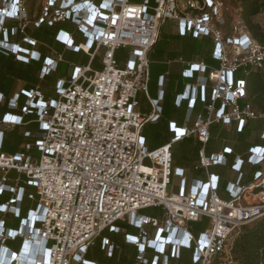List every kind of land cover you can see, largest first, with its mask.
<instances>
[{"label": "built area", "instance_id": "1", "mask_svg": "<svg viewBox=\"0 0 264 264\" xmlns=\"http://www.w3.org/2000/svg\"><path fill=\"white\" fill-rule=\"evenodd\" d=\"M225 1L37 0L30 7L27 0H0V50L19 62L40 59L36 50L6 40L7 20L17 22L12 34L18 31L31 47L37 42L26 34L29 26L71 21L83 41L76 44L74 34L64 32L56 40L65 50L88 57L86 64H69L68 75L57 80L52 97L45 98L38 89L20 90L8 101L10 111L0 120V149L5 130L29 123L37 130L25 133L32 140L21 151L0 152V196L9 194L0 204V264H92L85 255L99 238L108 257L117 249L102 237L105 231L124 233L117 223L137 231L125 235V242L137 248L136 264H148L146 249L154 252L150 264H157L158 257L167 264L168 252L178 258L181 249L191 248L192 264H212L230 258L244 226L264 220V171L255 172L247 185L240 184V174L226 185L225 199L218 196V176L208 173L212 166H226L232 154L228 147L206 153L212 125L240 133L247 122L264 121V114L247 101L246 80L235 77L262 68L264 46L243 26L239 9L230 32L222 30L229 10ZM166 21L175 22L181 37L210 38L218 68L207 72L203 63L186 64L182 76L195 81L175 101L177 107L187 102L185 124L170 122L169 143L148 150L142 129L159 120L161 108L152 101L150 114H141L137 94L147 93L148 54ZM119 50L125 51L122 65L115 56ZM96 59L98 68L93 66ZM62 61L57 53L45 58L40 77L55 72ZM162 82L163 77L160 86ZM19 94L25 97L21 108ZM197 100L204 104V114L189 125ZM28 115L34 119L25 122ZM190 137L199 143L195 169L205 171L206 181L187 185L183 170L172 167L171 146ZM259 138L264 140V123ZM246 161L261 165L264 146L251 147ZM242 163L236 156L232 169L238 173ZM172 178L179 181L176 194L167 191ZM25 200L34 207L21 217ZM151 208L161 210V217L141 214ZM7 215L19 220L17 228L5 226ZM204 218L207 228L193 235L189 224ZM15 240L21 241L18 251L7 246Z\"/></svg>", "mask_w": 264, "mask_h": 264}, {"label": "trees", "instance_id": "2", "mask_svg": "<svg viewBox=\"0 0 264 264\" xmlns=\"http://www.w3.org/2000/svg\"><path fill=\"white\" fill-rule=\"evenodd\" d=\"M36 1L37 0H27L30 7H33ZM98 1L99 0H97V2ZM238 9H239L240 19L243 23V26L247 29L251 37L257 43L264 46V27H261L260 25L254 23L253 21L254 17L264 12V0H238ZM4 27L6 29V40L8 42L18 44L20 47L27 49V50H31V49L36 50L40 54V59L39 61H29L27 63L19 62L16 60V58L12 54L0 50V94L4 98V101L0 103V120L5 113L10 111L7 108L9 99H11L16 93L20 92L19 91L16 93H12L11 95H7L6 91L10 85L11 80L4 77L3 71L8 73L9 75H19L24 81H26L24 88L21 89L24 91L38 89V91L42 95H44L40 88L41 86L39 85V88H34L35 86H32V83L34 85L37 82L38 84L46 83V86L48 87L47 89L49 90V92H51L50 97H52L54 93L55 83L57 82L58 79H62L64 77L67 65L68 63H71L69 62V59L72 58L74 60L72 61V63H78V64H86L88 61V57L82 52H73L70 50H65L63 45L56 40L57 35L60 32H64V33H73L74 42L76 44L83 41L82 36L78 32L75 31L74 25L71 21H66L64 23H60V24H57L51 27L43 24L37 29L34 28L33 26H29L26 29V34L37 42L36 46L34 47H31L30 45L23 43L22 42L23 35L20 34L18 31L16 32V34L14 35L12 34V29L17 27L16 21L7 20L4 23ZM184 37H188V36H184ZM3 39H4V34L0 33V41H2ZM202 39H210V38L205 37L201 39H192V40L196 41V40H202ZM213 47L214 45L212 42L210 59L213 62V65L205 64L207 67V72L209 70H216L218 68V63L212 57ZM120 52L122 51L119 50L116 52L115 56L117 60H118V54ZM53 53L60 54L62 56L63 61L58 63L55 72H52L48 74L47 76H44L43 78H41L40 74H41L42 63L45 58H53ZM97 61L98 60L96 59L93 62L94 67L96 66ZM118 62L120 65L123 64L119 60ZM34 68L38 69L37 77L35 80H33V75H32V71ZM235 77L236 78L243 77L246 80L247 101L259 113L264 114V62L260 70L248 71L246 75H241L240 73H237ZM194 78L189 79V80L192 81V83H194L195 81ZM44 97L48 98L49 96L44 95ZM176 98H175V101H176ZM24 101H25V97L19 94V98H18L19 108H21L24 105ZM183 102L181 103V105L183 104ZM197 103H200L202 107V113L200 114H204V110H203L204 104L201 103L199 100L196 101L195 106L192 110V113ZM181 105L178 108H180ZM192 113H191L189 125H192L195 117L197 116L196 115L193 117ZM33 119H34L33 115H28L24 118V121L29 122ZM263 123L264 121L261 119L249 121L246 123V125L244 126L243 130L240 133H236L233 129H231L230 131L231 133H229L227 137L230 141L228 144L224 145V147L230 148L232 150V154L227 156V164L223 168L229 170L235 175V179L232 182H235L238 176L241 174L240 184L245 185L246 183H250L252 181V178L255 172L264 171V162L261 165L253 166L247 163L246 161L247 152L251 147L264 146V140H261L259 138V134L262 129ZM219 127H220L219 125L211 126L210 128L211 138L208 141L207 145L212 140L214 133H216L217 130H219L218 129ZM167 129L169 131V124L167 125ZM36 130H37V125L35 123H29L26 126H24V130L19 135V137L13 138L14 135L9 134L11 138L10 140L8 136L5 137L6 135L4 133L0 152L11 155V154H15L21 151L22 147L25 144L31 142L32 140L31 138L26 137L25 133L28 131H36ZM218 132H219L218 133L219 139L225 136L223 131H218ZM142 137L144 138L145 146L147 147L148 150H150L149 147L147 146L146 137L144 136L143 133H142ZM190 138H192V140H194L196 144H199L196 138L194 137H190ZM10 141H15L14 146H6L7 144H9ZM173 145L171 146L172 167L177 168L176 162H178V157L176 155V152L173 151ZM224 147L222 146L220 150ZM212 153H216V152H212ZM212 153H208V154H212ZM236 156H241L243 159V163L238 173L232 169L233 160ZM196 165L197 163L194 164L193 167H195ZM214 167H219V166H212L208 169V171L210 172V170ZM213 175H216V174H213ZM228 183L230 182H226L223 186L224 193H225V187ZM219 184H220V176H218V190H219ZM171 186H172V180H171V185L168 187V190H167L168 194L178 193V184L176 185V188H174V190H171ZM29 190L30 189H27V191ZM8 197H9L8 193H3L0 196V204L5 202L8 199ZM25 202L27 201L26 200L23 201V204H22L21 217H25L26 211L28 210V208H30L31 206L34 207V204L31 205L28 202L29 205H25ZM147 210H151L152 212L149 214L141 212V214L151 216V217H159V218L162 215V212L159 209L151 208V209H146L143 211H147ZM0 218H2L1 215H0ZM3 219H4V224L6 227L14 228V229L18 227V222H19L18 219H14L10 215L4 216ZM202 220L200 222L189 224V229L193 235L198 236L199 233L203 232L207 228L208 224L202 225L203 224ZM116 226L120 228L121 230H123L124 233L122 232L109 233L108 231H105L102 234V237L109 238L117 246V249L112 252L110 257H108L107 254L106 256L109 259H112L115 257V255H118L119 260H125L127 256L124 250H133V253L130 256V260H131L130 264H136V261H137L136 259L138 256L137 248L125 242V235H131V236L136 235L137 234L136 229L126 224H122V223H117ZM20 245H21L20 240H15L13 242H7V246L12 248L15 251H18ZM91 248L87 251L85 255V260L87 259L88 253L91 250ZM100 248H102L101 238H99L93 246L94 250H100ZM102 250H105V249H102ZM184 253L188 254V260H183ZM192 254H193V248H191L190 250L181 249L179 252L178 258H171L168 252L167 253V264H172L173 262H175L176 264H192ZM153 256H154L153 250L146 249L144 257L147 260L148 264L151 263ZM157 264H161V257H158ZM212 264H264V220L256 221L250 225L244 226L241 229L239 236L234 240V243L232 245V249L230 252V258L228 260L216 259L212 262Z\"/></svg>", "mask_w": 264, "mask_h": 264}, {"label": "crops", "instance_id": "3", "mask_svg": "<svg viewBox=\"0 0 264 264\" xmlns=\"http://www.w3.org/2000/svg\"><path fill=\"white\" fill-rule=\"evenodd\" d=\"M143 0H129L132 4H139ZM151 3L154 0H149ZM229 10L225 13V18L227 20L226 25L222 28L225 33L230 32V24L232 20L237 19L238 12V0H227L225 1ZM233 4V5H232ZM234 6H237L234 8ZM262 16V13L257 17ZM212 49V41L210 39L202 40H192L189 37H180L177 32L176 24L172 21H166L159 30L158 38L153 46L152 50L148 54L149 59V82L147 86V93L144 94L139 92L137 94L138 101V111L141 114H150L151 102L158 101V105L161 108V116L159 121L156 123H147L143 129L142 133L146 137L147 146L150 150L157 149L165 144H168L171 139V134L167 129V125L170 122L176 124V126L181 127L185 124V120L189 114V109L187 107V102H183L180 108L175 105V98L177 95L182 94L185 90L187 84H191L192 81L186 79L182 76V70L186 67L187 63H203L206 65H213L210 59V52ZM70 56V54H69ZM118 60L123 63L125 60V51L118 54ZM69 64L65 70L64 77L69 73ZM96 68L99 67V63H96ZM38 69L34 68L32 71L33 80L37 77ZM4 77L10 79V85L7 88V95L19 92L24 88L26 81H24L19 75H9L3 71ZM63 77V78H64ZM163 77L162 86L159 84L160 78ZM32 83L34 88H39L41 86L42 93L45 96L51 95V92L47 89L46 83ZM40 90V89H39ZM207 96L209 97V89L207 90ZM202 113V107L200 103L196 104V107L192 113L193 117ZM189 126V125H188ZM216 133H214L212 140L205 148L206 153L218 152L220 148L229 143L227 138L231 129L218 128ZM24 127H15L12 129H7L4 131L5 137L11 140L9 134L14 135L13 138L19 137L23 132ZM218 131H223L224 135L219 139ZM222 132V133H223ZM15 141H10L6 146H14ZM199 144H196L192 138H185L181 142L173 145V151L175 148L181 150L180 154H176L178 157V163L176 167L183 170L184 177L186 178L187 185L193 180L206 181V173L203 170H196L194 164L197 163V149ZM177 151V150H176ZM175 152V151H174ZM209 174H216L220 176V184L218 195L220 198L225 199L226 195L223 191V186L226 182H232L235 179V175L229 170L219 166L214 167L208 171ZM11 177L14 173L10 174ZM245 181V180H244ZM177 178H172L171 190L176 188L178 183ZM249 183H246L247 185ZM25 205H29L25 202ZM94 246V245H93ZM93 246L88 253L87 262L92 264H130V256L133 250H124L127 258L125 260H119L118 255L114 258L109 259L106 256L105 250H94ZM184 259L188 260V254H183ZM77 264V263H73ZM172 264H176L173 262Z\"/></svg>", "mask_w": 264, "mask_h": 264}, {"label": "rangeland", "instance_id": "4", "mask_svg": "<svg viewBox=\"0 0 264 264\" xmlns=\"http://www.w3.org/2000/svg\"><path fill=\"white\" fill-rule=\"evenodd\" d=\"M233 5V4H232ZM237 6H238V4H237ZM237 6H234V8L235 7H237ZM253 21H254V23H256V24H258V25H260L261 27H264V12L262 13V16H260V17H254L253 18ZM72 61H74L72 58L71 59H69V62H72ZM176 150H174L175 152H176V154H180L181 153V150H179V149H177V147L175 148ZM34 156L36 157V156H38V154L37 153H34ZM178 162H176V164H177ZM152 211L151 210H147V211H142V213H147V214H149V213H151ZM202 222H203V224L202 225H207L208 224V220L206 219V218H204L203 220H202Z\"/></svg>", "mask_w": 264, "mask_h": 264}]
</instances>
